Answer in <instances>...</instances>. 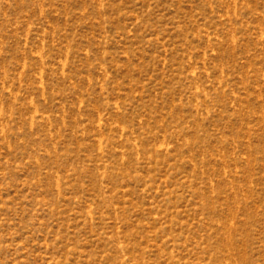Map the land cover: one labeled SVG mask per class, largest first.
<instances>
[{
    "label": "rangeland",
    "instance_id": "rangeland-1",
    "mask_svg": "<svg viewBox=\"0 0 264 264\" xmlns=\"http://www.w3.org/2000/svg\"><path fill=\"white\" fill-rule=\"evenodd\" d=\"M0 264H264V0H0Z\"/></svg>",
    "mask_w": 264,
    "mask_h": 264
}]
</instances>
